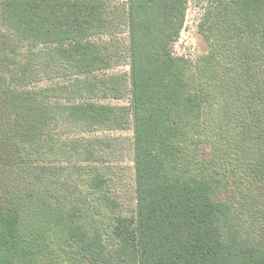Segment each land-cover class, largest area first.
<instances>
[{"label": "trees", "instance_id": "obj_1", "mask_svg": "<svg viewBox=\"0 0 264 264\" xmlns=\"http://www.w3.org/2000/svg\"><path fill=\"white\" fill-rule=\"evenodd\" d=\"M188 3L0 0V264H264V0H205L196 61L172 49ZM119 10L129 73L108 74ZM60 125L132 130V211L106 139Z\"/></svg>", "mask_w": 264, "mask_h": 264}, {"label": "rangeland", "instance_id": "obj_2", "mask_svg": "<svg viewBox=\"0 0 264 264\" xmlns=\"http://www.w3.org/2000/svg\"><path fill=\"white\" fill-rule=\"evenodd\" d=\"M119 5H120L119 7L122 8V2H120ZM204 7H205V0H189L182 31L180 33L179 38L172 46L173 53L175 56L184 57L191 61H196L198 57H200L201 55H203V53L207 51L208 49L207 44L203 39V37L198 32V26L201 21V17L203 15ZM127 39H128L127 26L125 24V21L122 19L119 10V13L117 14V17L114 22V26L110 29L107 35L101 36L99 38V41L101 42L102 45H104L107 48L109 56L111 57L112 68L108 70L107 72L108 74L129 73ZM23 53H24L23 50H19L15 52L14 55L10 53H6V54L11 59L13 56L16 55L18 57ZM35 64L37 65L38 62ZM51 67L52 65L49 68ZM60 69L62 70L58 71L55 68H52L51 70L48 69L47 74H50L52 76L54 75L56 77L54 78L53 84L62 83L64 85L71 86V83L72 81L75 80V78L73 79L68 71H63L66 70L64 67H60ZM62 95L67 96L66 94H62ZM128 99L129 97L126 96V98L119 100L107 98L96 101L99 103L110 104V105H127ZM52 137L54 139H59V138L69 139L75 137H85L86 139L99 137L106 139V142L108 144L107 146L108 152L104 153V157H105L104 159L107 161L109 165L113 166L110 171L113 174L112 176L114 180L113 186L116 191L115 195L119 203L120 212L129 213L130 211L133 210L134 208L133 170H132L133 165L131 162L132 130L130 129L126 131L100 130L94 133L81 134L80 132H76L74 130H69V129L66 130L64 126L60 125L59 127L54 128ZM210 145H211L210 143H202L200 145L199 153H201V155L203 156L207 155L211 148ZM71 162H73V160ZM67 172L68 171H65L63 173L64 177H67L66 176ZM19 182L20 181L16 183L19 184ZM3 185L4 182L3 181L0 182V191L2 193L4 190ZM80 185L81 183L79 179H77L76 175L74 174L73 178L71 177L68 186H70L72 189H75L73 191H75L77 194L84 189L83 187L82 189H80ZM18 191L21 194L22 189L21 190L19 189ZM23 193H24V189H23ZM61 194L62 192H59L58 196H60ZM27 205H28L27 202H24L22 205H20V207ZM2 253H3V246L0 247V259L2 257ZM46 257L49 258V255H47ZM23 258L24 260L26 259L22 251V258L18 254L19 262H21ZM32 258L33 257L31 256V258L28 257L27 258L28 260H25L27 264L32 263ZM17 263L18 261H15L14 263L12 261L11 263L8 264H17Z\"/></svg>", "mask_w": 264, "mask_h": 264}]
</instances>
